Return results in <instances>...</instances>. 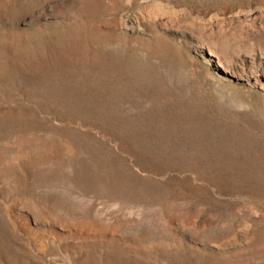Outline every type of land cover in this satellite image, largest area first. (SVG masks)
<instances>
[{"label": "rangeland", "instance_id": "obj_1", "mask_svg": "<svg viewBox=\"0 0 264 264\" xmlns=\"http://www.w3.org/2000/svg\"><path fill=\"white\" fill-rule=\"evenodd\" d=\"M0 264H264V0H0Z\"/></svg>", "mask_w": 264, "mask_h": 264}, {"label": "bare ground", "instance_id": "obj_2", "mask_svg": "<svg viewBox=\"0 0 264 264\" xmlns=\"http://www.w3.org/2000/svg\"><path fill=\"white\" fill-rule=\"evenodd\" d=\"M211 56H214L213 53H210ZM219 67L221 68V70L223 72H228V69L227 67H225L223 64L219 63Z\"/></svg>", "mask_w": 264, "mask_h": 264}]
</instances>
